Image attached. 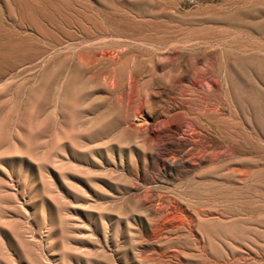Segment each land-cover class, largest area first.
<instances>
[{
    "label": "rangeland",
    "instance_id": "rangeland-1",
    "mask_svg": "<svg viewBox=\"0 0 264 264\" xmlns=\"http://www.w3.org/2000/svg\"><path fill=\"white\" fill-rule=\"evenodd\" d=\"M0 264H264V0H0Z\"/></svg>",
    "mask_w": 264,
    "mask_h": 264
}]
</instances>
